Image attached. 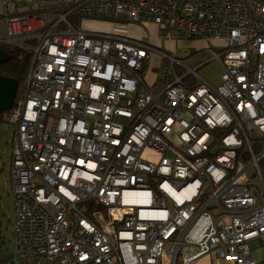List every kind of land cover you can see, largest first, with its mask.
<instances>
[{
	"label": "built area",
	"instance_id": "obj_1",
	"mask_svg": "<svg viewBox=\"0 0 264 264\" xmlns=\"http://www.w3.org/2000/svg\"><path fill=\"white\" fill-rule=\"evenodd\" d=\"M18 1L0 0V46L30 55L8 110V264H256L247 243L264 239V0ZM85 20L205 39L220 83ZM153 55L158 93L144 78Z\"/></svg>",
	"mask_w": 264,
	"mask_h": 264
},
{
	"label": "crops",
	"instance_id": "obj_2",
	"mask_svg": "<svg viewBox=\"0 0 264 264\" xmlns=\"http://www.w3.org/2000/svg\"><path fill=\"white\" fill-rule=\"evenodd\" d=\"M90 24L89 29H94L95 31H105V32H120L125 35L138 38L151 43L156 47H160L157 44L161 42L167 43L166 50L173 53L175 56V50L177 48H187L192 50L191 54L185 58H180L186 60L188 66H195L197 71L212 59V47L209 42L205 39H185L181 36L173 35L171 38L163 39L158 32V27L151 21H141V22H128L116 24L110 21L102 20H85ZM162 48V47H161ZM176 57V56H175ZM156 59L157 66H151L148 63V67L145 70L144 78L146 84L152 92L158 93L163 89V81L156 77V68L159 65V57L153 55L150 59ZM150 62V60H149ZM11 153V148H10ZM247 247L252 255L256 264H264V239L257 237L251 239L247 243ZM193 264H234L233 261L227 259H212L209 255H203L197 259Z\"/></svg>",
	"mask_w": 264,
	"mask_h": 264
},
{
	"label": "rangeland",
	"instance_id": "obj_3",
	"mask_svg": "<svg viewBox=\"0 0 264 264\" xmlns=\"http://www.w3.org/2000/svg\"><path fill=\"white\" fill-rule=\"evenodd\" d=\"M43 0H27L26 4L31 9L37 7ZM24 0H19L18 3H23ZM74 25L78 27L79 22L73 21ZM90 24L86 21L80 22V27L89 29ZM94 30V29H93ZM97 31V30H96ZM158 46L166 49L167 43L157 44ZM190 49L177 48L175 50V56L177 58H185L191 54ZM151 66H157L156 59H150ZM222 72V65L217 60H211L209 63L201 67L198 71L199 76L208 82L212 86H217L220 83L219 74ZM25 92L24 81H21L17 86L16 98L23 97ZM9 111H5L0 115V236L2 237V243L0 245V257L4 264H8L13 254V230H12V198L9 194V170H10V148L12 145L13 127L8 122ZM143 156L147 159H151L157 162L158 155H150L148 151L143 152ZM83 211L88 214L91 209H94L95 203L92 200H85L79 204Z\"/></svg>",
	"mask_w": 264,
	"mask_h": 264
},
{
	"label": "trees",
	"instance_id": "obj_4",
	"mask_svg": "<svg viewBox=\"0 0 264 264\" xmlns=\"http://www.w3.org/2000/svg\"><path fill=\"white\" fill-rule=\"evenodd\" d=\"M4 51L10 55V60L6 64L0 65V73L11 76L17 79L18 84L25 80L27 67L30 60L29 53L18 48H11L8 46H0ZM2 113H0L1 115ZM2 237L0 236V245ZM2 264L3 261H1Z\"/></svg>",
	"mask_w": 264,
	"mask_h": 264
},
{
	"label": "water",
	"instance_id": "obj_5",
	"mask_svg": "<svg viewBox=\"0 0 264 264\" xmlns=\"http://www.w3.org/2000/svg\"><path fill=\"white\" fill-rule=\"evenodd\" d=\"M10 55L0 48V64L9 60ZM18 82L17 79L11 76L0 73V113L8 111L14 103ZM0 264L1 257H0Z\"/></svg>",
	"mask_w": 264,
	"mask_h": 264
},
{
	"label": "flooded vegetation",
	"instance_id": "obj_6",
	"mask_svg": "<svg viewBox=\"0 0 264 264\" xmlns=\"http://www.w3.org/2000/svg\"><path fill=\"white\" fill-rule=\"evenodd\" d=\"M9 60H10V58H9ZM9 60H8V61H9ZM8 61H7V62H5V63H3V64H6V63H8ZM0 65H2V63H1Z\"/></svg>",
	"mask_w": 264,
	"mask_h": 264
}]
</instances>
